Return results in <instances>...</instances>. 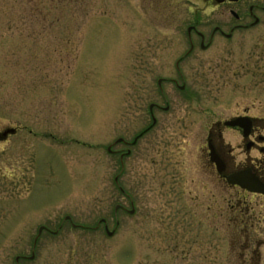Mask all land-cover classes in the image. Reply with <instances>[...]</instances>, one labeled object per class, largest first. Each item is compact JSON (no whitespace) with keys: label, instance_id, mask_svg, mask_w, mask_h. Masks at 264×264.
I'll list each match as a JSON object with an SVG mask.
<instances>
[{"label":"rangeland","instance_id":"obj_1","mask_svg":"<svg viewBox=\"0 0 264 264\" xmlns=\"http://www.w3.org/2000/svg\"><path fill=\"white\" fill-rule=\"evenodd\" d=\"M3 1L0 132L17 130L0 141V264H242L243 234L229 220L239 199L252 209L264 264V198L236 195L203 173L196 152L205 140H194L207 122L201 109L227 106L229 114L244 104L264 112V27L242 49L191 53L179 65L185 91L164 81V99L157 79L179 78L175 61L188 49L195 10L223 7L204 0ZM150 102L169 105L153 132L169 140L137 147L120 181L126 197L107 146L118 133L131 136ZM255 248L251 240L250 262Z\"/></svg>","mask_w":264,"mask_h":264},{"label":"flooded vegetation","instance_id":"obj_2","mask_svg":"<svg viewBox=\"0 0 264 264\" xmlns=\"http://www.w3.org/2000/svg\"><path fill=\"white\" fill-rule=\"evenodd\" d=\"M204 2L206 4L211 3L209 5L212 7L223 8L221 10L213 8L210 13H206L200 9L195 10L186 28L188 49L175 61L179 78L159 77L157 79L159 81V84L157 81V87L164 99H166L162 86L164 81H169L181 92L185 91V77H183L179 65L191 53L196 52L197 49L206 51L211 48H218L225 49L228 53L231 49L235 51L236 49H242L244 48V39L249 34L254 35L253 32H257L258 28L264 27V0H226L221 3H214L213 0H204ZM212 60L214 63H219V59L217 58H212ZM231 62V58H226L225 63ZM199 65H203L202 60H199ZM242 69L244 70V62L242 63ZM179 81L181 84H179ZM226 99V102H230L232 98L226 96ZM236 105V109L229 114L227 106H222L221 113L212 109L200 110L203 115H208H204L207 122L204 121L205 124L200 125L202 137L194 138V140H205L202 146L197 148L196 155L201 161L199 163H201L202 172L213 176L214 182L219 180L224 187L235 189L236 195L248 194L264 198V194L262 193L249 192L237 185H230L225 179L227 176L238 172L244 173V170H247L264 185V112L256 115L249 112L248 106L244 107V104ZM168 110V104L162 106L156 102H150L147 106V114L145 113L142 116V121L138 126L135 124L134 132L132 131L131 136L126 135L125 131L123 134L118 133L114 141L108 144L107 151L119 167L114 177V182L122 195L124 194L127 197L125 188L120 181L122 180L127 161L136 154L135 150L137 147L141 148L142 142L144 145H150L151 140H162L163 145L169 140V137H160L158 139L153 137L154 130L161 123V114L168 112ZM164 124L165 129L168 130L167 123ZM164 131L166 132V130ZM146 151L144 150V153ZM145 154V156L149 155L147 152ZM211 155L218 160L220 169L217 168L216 162L211 159ZM244 196L242 195L243 199H245ZM129 202L131 207L134 208L133 198H130ZM235 203L232 207L238 208V212L234 213L235 216L230 217L229 220L238 222V224L243 223L244 231H246L245 224L247 221H250V218H253L251 214L252 209L244 200L243 217L240 209V205L242 204L241 199ZM117 210H124V206L119 204ZM103 224L105 225V223ZM75 226L82 227L77 224ZM96 227L98 226L94 228ZM253 227L251 226V230H253ZM53 233L56 234L57 231ZM244 237V243L242 242L241 245H238L244 251L242 264H259L260 254L258 251L261 241L255 238L248 239L246 233H244ZM251 240L256 241V248L252 251V261L250 262L246 257V253L251 245ZM35 241L36 238L34 239V243ZM33 256L34 254L30 258H33Z\"/></svg>","mask_w":264,"mask_h":264},{"label":"water","instance_id":"obj_3","mask_svg":"<svg viewBox=\"0 0 264 264\" xmlns=\"http://www.w3.org/2000/svg\"><path fill=\"white\" fill-rule=\"evenodd\" d=\"M214 1L216 3H221L226 0H214ZM227 1H236V0H227ZM14 133H15V128L7 127L0 132V140L6 139L8 134H14ZM211 159L214 162H216L217 168L220 169L218 160L213 155H211ZM226 181L228 182V184L238 185L240 188L245 189L249 192L264 194V185L252 173H250L247 170H244V173L243 172L235 173L226 177ZM132 212L133 210H130V213ZM105 230L109 236L113 234V232L108 231L107 228Z\"/></svg>","mask_w":264,"mask_h":264},{"label":"trees","instance_id":"obj_4","mask_svg":"<svg viewBox=\"0 0 264 264\" xmlns=\"http://www.w3.org/2000/svg\"><path fill=\"white\" fill-rule=\"evenodd\" d=\"M9 2V0H4L3 1V3H4V5L7 7V3ZM9 7V6H8ZM242 205H244V203H242L241 205H240V208H242L243 206ZM231 211L232 212H234L235 214L238 212V208H233V207H231ZM241 211H242V216L244 217V207L241 209ZM234 213H231L230 215H231V217H233V216H235V214ZM251 216V215H250ZM231 224H234V226H236V227H238V232L240 233V234H243L242 236V242L244 243V233H246V235H247V238L248 239H256V237L254 236L255 234V232H253V230H251V226H253L254 224H253V218L251 219L250 218V221H247V223L245 224V227L247 228V230L246 231H244V224L242 223V224H238V222H233V221H231ZM256 259V258H255ZM254 259V260H255Z\"/></svg>","mask_w":264,"mask_h":264}]
</instances>
